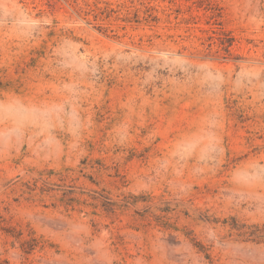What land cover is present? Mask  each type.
<instances>
[{"label":"rangeland","instance_id":"374dc122","mask_svg":"<svg viewBox=\"0 0 264 264\" xmlns=\"http://www.w3.org/2000/svg\"><path fill=\"white\" fill-rule=\"evenodd\" d=\"M0 264H264V0H0Z\"/></svg>","mask_w":264,"mask_h":264}]
</instances>
